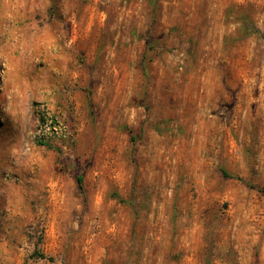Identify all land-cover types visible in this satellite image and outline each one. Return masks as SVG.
<instances>
[{
  "label": "rangeland",
  "instance_id": "374dc122",
  "mask_svg": "<svg viewBox=\"0 0 264 264\" xmlns=\"http://www.w3.org/2000/svg\"><path fill=\"white\" fill-rule=\"evenodd\" d=\"M263 187L264 0H0V264H264Z\"/></svg>",
  "mask_w": 264,
  "mask_h": 264
},
{
  "label": "trees",
  "instance_id": "16d2710c",
  "mask_svg": "<svg viewBox=\"0 0 264 264\" xmlns=\"http://www.w3.org/2000/svg\"><path fill=\"white\" fill-rule=\"evenodd\" d=\"M222 172H223L224 175H226V176H230V173H229L227 170L224 169V170H222ZM78 181H79V184H80V186H81L82 178L79 177V178H78ZM260 190L264 193V187L261 188Z\"/></svg>",
  "mask_w": 264,
  "mask_h": 264
}]
</instances>
